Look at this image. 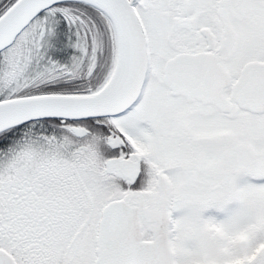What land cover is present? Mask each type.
I'll return each mask as SVG.
<instances>
[{
	"label": "snow or ice",
	"instance_id": "snow-or-ice-1",
	"mask_svg": "<svg viewBox=\"0 0 264 264\" xmlns=\"http://www.w3.org/2000/svg\"><path fill=\"white\" fill-rule=\"evenodd\" d=\"M0 264H264V0H0Z\"/></svg>",
	"mask_w": 264,
	"mask_h": 264
}]
</instances>
